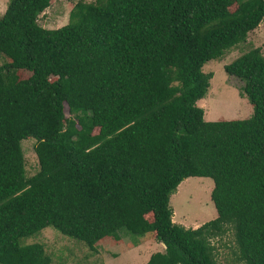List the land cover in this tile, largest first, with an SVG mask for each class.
I'll use <instances>...</instances> for the list:
<instances>
[{
    "label": "trees",
    "instance_id": "16d2710c",
    "mask_svg": "<svg viewBox=\"0 0 264 264\" xmlns=\"http://www.w3.org/2000/svg\"><path fill=\"white\" fill-rule=\"evenodd\" d=\"M51 1L10 0L0 18V264H50L41 244L22 245L48 227L92 252L106 237L137 246L154 234L164 251L145 264H219L211 240L230 229L239 259L264 264L260 49L224 67L250 118L207 122L197 105L212 78L203 65L264 25V0L78 2L66 25L45 29ZM192 177L213 181L217 213L196 229L172 223L169 206Z\"/></svg>",
    "mask_w": 264,
    "mask_h": 264
},
{
    "label": "rangeland",
    "instance_id": "374dc122",
    "mask_svg": "<svg viewBox=\"0 0 264 264\" xmlns=\"http://www.w3.org/2000/svg\"><path fill=\"white\" fill-rule=\"evenodd\" d=\"M10 0H0V18ZM97 0H52L49 8L39 17L38 24L45 29H57L68 23L70 11L78 2L95 3ZM236 5L231 4L233 11ZM259 48L264 57V25L247 35L246 40L225 52L219 60L207 62L202 72L211 74L210 86L205 97L197 102L203 109V118L207 122L247 119L252 116L253 107L243 93V84L237 78L228 75L224 67L242 54ZM9 63L0 53V67ZM13 72V71H12ZM18 79H26L30 73L17 70ZM68 117L67 109H65ZM35 139L28 138L21 142L24 155L26 176L34 175L37 159L34 153ZM213 181L209 178L192 177L180 183L176 192L169 199L173 211L172 223L185 228L196 229L217 217L211 200ZM147 219L153 221L150 214ZM120 236V235H119ZM117 240L106 237L95 244V251H90L83 243L62 236L51 227L43 229L35 236L22 240V245L41 244L50 264H145L149 257L163 252V245L156 242L154 234H147L134 246L138 236L128 234ZM133 240V241H132ZM137 241V240H136ZM211 244L219 264H244L239 259V251L234 242L233 232L227 229L221 237L213 238Z\"/></svg>",
    "mask_w": 264,
    "mask_h": 264
},
{
    "label": "crops",
    "instance_id": "0c3cea01",
    "mask_svg": "<svg viewBox=\"0 0 264 264\" xmlns=\"http://www.w3.org/2000/svg\"><path fill=\"white\" fill-rule=\"evenodd\" d=\"M163 250H164V246H163V248H162Z\"/></svg>",
    "mask_w": 264,
    "mask_h": 264
}]
</instances>
